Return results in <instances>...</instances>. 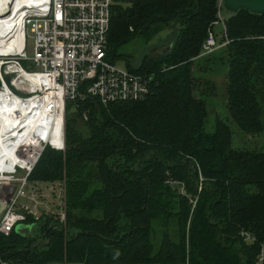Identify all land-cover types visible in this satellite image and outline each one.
I'll use <instances>...</instances> for the list:
<instances>
[{
    "label": "trees",
    "instance_id": "1",
    "mask_svg": "<svg viewBox=\"0 0 264 264\" xmlns=\"http://www.w3.org/2000/svg\"><path fill=\"white\" fill-rule=\"evenodd\" d=\"M217 11L218 0L113 6L110 57L136 35L177 25L173 46L146 54L137 68L127 59L129 70L151 78L150 94L108 105L85 100L76 112L89 113L90 133L75 132L67 120L66 149L46 147L31 173L33 182H65L68 238L41 228L49 244L37 245L16 228L0 235V257L54 262L67 242L68 264H181L187 256L190 264H264V13L242 9L226 20L229 42L220 60L227 65L228 117L218 116L209 132L207 97L215 83L206 78L200 88L194 61ZM236 133L256 145L236 147ZM170 220L177 238L164 231L156 244L154 223L167 227Z\"/></svg>",
    "mask_w": 264,
    "mask_h": 264
},
{
    "label": "built area",
    "instance_id": "2",
    "mask_svg": "<svg viewBox=\"0 0 264 264\" xmlns=\"http://www.w3.org/2000/svg\"><path fill=\"white\" fill-rule=\"evenodd\" d=\"M137 0H31L25 4L24 30L25 47L21 52L8 51L0 54V137L7 145L2 165L0 164V235H10L20 224H27L29 216L36 219V209L40 204L39 195L44 191L55 192L53 187L42 186L29 179L46 147L56 150L66 149V139L62 147L56 148L50 143L42 150L28 152L21 142H13L18 137L24 138L22 130L16 134L11 128L10 115L20 117L21 108L10 112L11 104L20 100L23 106L29 99L43 96L42 87L31 80L32 76L43 75L47 83L60 87L64 92L65 112L69 101L76 107H82L85 100H96L103 105L113 102L142 101L151 91V78L143 73L120 69L109 59L108 34L111 24L112 8L115 4L131 3ZM224 0H219V7ZM22 8V9H23ZM221 12V9H219ZM216 21L215 23H218ZM34 38V53H27L28 29ZM229 40L222 43L214 31L210 30L203 43L201 55L215 52ZM33 61L28 67L23 61ZM45 83V86L48 84ZM35 87H33L34 85ZM33 115H38L39 107L32 105ZM84 120H89V113L84 111ZM22 133L17 136V133ZM28 158L26 165L18 161L12 169L8 168L10 155ZM22 173V174H21ZM65 190V189H64ZM27 198L33 205L20 201ZM66 197L60 200L55 212L58 219L66 220ZM25 233V231L20 230ZM26 234V233H25ZM247 240L253 237L243 232ZM264 258V251L260 261ZM0 264H68L65 261L35 263L25 260H8L0 257ZM91 264H161V263H91ZM172 264V263H164ZM181 264H190L189 258Z\"/></svg>",
    "mask_w": 264,
    "mask_h": 264
},
{
    "label": "rangeland",
    "instance_id": "3",
    "mask_svg": "<svg viewBox=\"0 0 264 264\" xmlns=\"http://www.w3.org/2000/svg\"><path fill=\"white\" fill-rule=\"evenodd\" d=\"M131 4V3H124V5ZM222 7V6H221ZM221 9V12L219 11ZM233 14L232 12L228 11L225 6L222 8L219 7V0H218V11H217V20L218 23H215L216 21L212 22L210 26L208 27V33L210 30L214 31V33L218 36L219 40L224 43L226 42L227 36V27H226V20ZM173 27V28H172ZM172 27L166 28L159 33H155L154 31H151L148 35L145 34H139L134 36L132 39H130L124 46L121 48L112 51L111 57L109 56V59L112 60V58L115 55L122 54L123 57H118L115 60L116 65L120 69H128L129 64L128 60H130V64L133 67H139L141 65L142 59L146 54H153L157 52L158 48H163L164 46L168 45L169 42L172 41L173 37L177 35L178 32V26L174 25ZM34 44H35V38L30 30L28 29V38H27V53L32 56L34 53ZM226 46V44L224 45ZM221 46L218 48L215 54L203 57L207 55H201L198 57L197 60L194 61V71L196 74L199 75L198 82L200 83V88H204V80L206 78H210L209 80H213L215 84H211V86L214 88V93H212L211 96L207 97V106H208V117L206 120V130L211 132L214 130L215 126V120L218 116L222 117H228V112L226 108V91H227V65L220 60L223 54V47ZM202 52V51H201ZM128 59V60H127ZM23 65L28 67V65L33 64V61H26L24 60ZM203 68L204 71L202 70ZM211 69V70H207ZM137 72V71H136ZM142 73V72H139ZM147 75V73H144ZM203 84V85H202ZM70 109H69V117H66V132H67V120H71L72 125L74 127L75 132L81 134V135H87L90 133V122L87 120H84L83 117L81 118L79 113H77V109L79 107H76L75 103H69ZM66 116V112H65ZM68 118V119H67ZM234 126V125H233ZM65 132V136H66ZM259 141V140H258ZM234 142L236 147H254L256 145V141L251 140V144L247 145L244 143L242 138L236 133L234 136ZM22 174V173H21ZM38 184L42 186H49L53 187V190L55 192H47L43 191L39 195L40 204L38 205L37 216L39 217L36 219L33 216H29L33 218V223L27 225L25 228H21L19 230L25 231L26 235H29L31 238L34 239L35 244H41L43 242H47L46 246L49 244V240L46 238V240L42 237V231L41 228H52V230H60L64 233L65 240L70 235V230L68 229V220H67V214H66V220L61 221L58 219V216L55 215V212L59 209L60 200L65 197L67 198V192H66V185L63 181H57L54 183H45V182H39ZM65 189V190H64ZM20 201L26 202L30 205H33L32 202H30L27 198H22ZM44 215L48 216H54L52 217H45ZM51 218V219H48ZM23 225V224H20ZM18 225V226H20ZM49 227V228H48ZM187 235L189 234V225L187 226ZM164 231H168L170 236L174 239L177 238V225L174 222V220H170V223L167 227H163V225L159 223H154L153 226V241L158 244L161 242ZM247 240V238H246ZM67 242L65 243V245ZM64 245V257L58 261H67V249ZM188 259V256L186 260ZM185 260V261H186Z\"/></svg>",
    "mask_w": 264,
    "mask_h": 264
},
{
    "label": "bare ground",
    "instance_id": "4",
    "mask_svg": "<svg viewBox=\"0 0 264 264\" xmlns=\"http://www.w3.org/2000/svg\"><path fill=\"white\" fill-rule=\"evenodd\" d=\"M31 0H0V54L13 51L21 52L25 47L24 21L26 10L23 6L30 5ZM23 8V9H22ZM1 66V64H0ZM43 75L32 76L31 80L38 83L42 88L43 96L25 101L18 100L11 104L10 112L16 111L15 108H21L20 117L14 118L10 115V127L14 132L10 137L16 134L17 129L23 128L21 135L13 142H21L28 152L24 154H33L34 151L42 150L45 142L50 143L56 148L62 147L65 141V99L64 92L60 87H55L47 83ZM45 83L48 85L45 86ZM34 85V84H33ZM35 87V85L33 86ZM39 107L38 115H33L32 105ZM3 104L0 102V110ZM15 107V108H14ZM1 112V111H0ZM22 133H17L20 136ZM0 137V164L4 159L7 145ZM10 155L8 168L12 169L18 161L21 165L28 163V158L20 155ZM4 167V165H2Z\"/></svg>",
    "mask_w": 264,
    "mask_h": 264
},
{
    "label": "water",
    "instance_id": "5",
    "mask_svg": "<svg viewBox=\"0 0 264 264\" xmlns=\"http://www.w3.org/2000/svg\"><path fill=\"white\" fill-rule=\"evenodd\" d=\"M225 8L232 12L236 13L239 10L247 9L255 13H264V0H224ZM173 46V41L169 42L168 45L163 48H158L157 52L154 54H165L171 50ZM26 225H20L17 229L25 228Z\"/></svg>",
    "mask_w": 264,
    "mask_h": 264
}]
</instances>
